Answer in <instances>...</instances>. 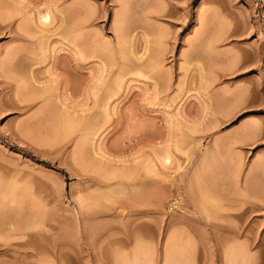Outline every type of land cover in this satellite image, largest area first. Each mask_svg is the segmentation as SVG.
Here are the masks:
<instances>
[{
    "label": "rangeland",
    "instance_id": "obj_1",
    "mask_svg": "<svg viewBox=\"0 0 264 264\" xmlns=\"http://www.w3.org/2000/svg\"><path fill=\"white\" fill-rule=\"evenodd\" d=\"M0 264H264V0H0Z\"/></svg>",
    "mask_w": 264,
    "mask_h": 264
},
{
    "label": "bare ground",
    "instance_id": "obj_2",
    "mask_svg": "<svg viewBox=\"0 0 264 264\" xmlns=\"http://www.w3.org/2000/svg\"><path fill=\"white\" fill-rule=\"evenodd\" d=\"M43 19L44 20H48L49 19V15L48 14H45L44 16H43ZM65 121H66V119H65ZM169 159V158H168ZM167 161V160H166ZM139 227V226H138Z\"/></svg>",
    "mask_w": 264,
    "mask_h": 264
}]
</instances>
